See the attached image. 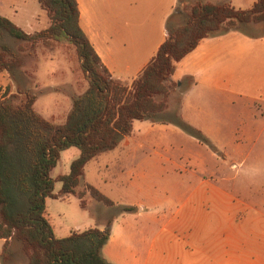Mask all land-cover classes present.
I'll use <instances>...</instances> for the list:
<instances>
[{
    "label": "crops",
    "instance_id": "1",
    "mask_svg": "<svg viewBox=\"0 0 264 264\" xmlns=\"http://www.w3.org/2000/svg\"><path fill=\"white\" fill-rule=\"evenodd\" d=\"M77 1L80 25L102 62L113 78L131 84L166 39L167 21L180 0H116L117 12L111 11L113 0ZM202 1L230 2L237 9H247L256 0ZM23 3H13L5 10V14H0L31 34L49 25V21L43 23L36 16L40 12L41 16H46L44 9L31 15L28 20L22 9L27 0ZM143 10L148 13L147 16ZM139 16L148 18V21L139 20ZM171 79L176 81L177 88L181 90L179 110L176 113L200 129L216 150L185 133L193 137L194 142L209 148L214 157L225 160L219 153L220 147L226 149L227 146L214 141L211 133H215L216 122L223 113L230 115L229 107L234 100L247 98L255 107V100L262 97L264 106V34H253L242 26L223 28L202 39L194 50L177 62ZM15 88L17 86L13 85L10 72L0 70V98L5 90L8 89L9 94H12L17 91ZM249 89L255 92L248 94ZM60 95L54 93L50 99L54 100ZM38 99L37 94L34 108L39 114L54 123L66 120L72 102L65 120L56 122L38 111ZM223 107L226 109L223 110ZM170 108L169 103L165 114H168ZM253 114L257 117L255 111ZM136 121L141 122L135 128ZM170 121L134 120L130 135L115 148L101 153L86 164L83 177L97 158L111 154L113 162L96 166V176L89 178L88 183L106 196L109 195L115 203H119V200L111 194L114 187L123 180L134 187L136 193L142 192L143 185L146 188L143 196L134 194L131 201L119 203L134 205L138 209L123 212L114 219L110 238L102 249L103 255L113 264H264V200L237 190L235 187L238 184L231 174L216 176L207 170L197 172L194 165H197L196 159L192 154L181 156L179 161L182 162L177 163L178 160L168 152H156L150 161L157 166L166 164L183 170L192 168L190 178H181L172 185L158 186L144 180L143 175L136 170L134 172L129 168L126 171L125 160L136 151V146L142 144L146 136L157 134L159 140L154 136L156 141L172 144L171 133L176 132L178 126ZM249 130L246 124L238 128L239 133H247ZM136 131L142 133L140 139L129 141ZM199 166L203 169L201 164ZM88 225L86 229L104 227L93 221ZM52 226L58 237H65L71 233L72 227L77 228L79 225L66 227L59 221L56 225L52 223ZM4 241L0 239V253Z\"/></svg>",
    "mask_w": 264,
    "mask_h": 264
},
{
    "label": "trees",
    "instance_id": "2",
    "mask_svg": "<svg viewBox=\"0 0 264 264\" xmlns=\"http://www.w3.org/2000/svg\"><path fill=\"white\" fill-rule=\"evenodd\" d=\"M50 20L35 33H27L0 14V30L11 36L32 41L53 39L75 46L88 85L72 98V107L63 123H54L35 108L37 94L18 89L0 98V239H4L2 257L8 253L9 239L21 240L28 254L27 264H113L103 255V246L111 235L114 219L103 228L90 227L58 237L46 214V198L74 194L81 199L88 191L107 205L114 201L90 183L77 191L86 164L103 152L115 148L133 129L134 120L167 122L164 118L170 80L177 62L194 50L200 41L223 28L264 22V0L252 7L237 9L230 2L195 0L184 22L174 26L167 21L168 35L156 54L130 85L112 77L79 21L77 0H38ZM9 50L7 46H2ZM13 63L0 56V70L12 72ZM161 96V98H159ZM163 96V98H162ZM173 124L212 149L216 147L197 127L179 114ZM77 147L79 155L67 173L53 178L61 152ZM61 182L55 193V182ZM121 211L133 212L134 205H120Z\"/></svg>",
    "mask_w": 264,
    "mask_h": 264
},
{
    "label": "rangeland",
    "instance_id": "3",
    "mask_svg": "<svg viewBox=\"0 0 264 264\" xmlns=\"http://www.w3.org/2000/svg\"><path fill=\"white\" fill-rule=\"evenodd\" d=\"M194 1H179L171 16V23L174 26L184 22L186 12ZM23 2L24 0H1L0 13L5 14V10L10 8L13 3L24 4ZM111 6V11L117 12L116 0H113ZM22 7L28 20L31 15L42 10L38 0H27L26 5H22ZM143 12L147 16L148 13L145 10ZM36 16L40 21L43 20V23L46 20L50 22L47 14L41 16L40 12ZM144 19L148 21V18L139 16V20L143 21ZM242 28L253 34H264V22L242 25ZM3 45L7 46L9 50L4 49ZM0 56L5 62L13 63L10 74L13 85L17 86V89L15 88L17 91L14 93L16 94L18 89H21L38 94V111L46 114L52 120H56V122L65 120V116L71 107L72 97L83 92L88 85L75 46L69 42L47 39L38 40L33 44L32 41L17 39L7 31L0 30ZM170 82L172 92L168 96L167 102L171 104V108L168 114H164L165 119H172L176 111L179 110L181 90L177 88L175 80L171 79ZM253 92L255 91L252 89L248 90V94ZM54 93H61V95L51 100L50 96ZM262 100V97H258L254 103L255 107H252L253 103L250 104L251 102H248L247 98L241 101L234 100L229 107L231 108L230 115L223 113L219 119L220 121L216 122L215 133L211 134L215 138L214 141L217 140L218 144L227 146L226 149L229 151L220 147L221 152L219 153L220 157L225 160L214 157L209 148L194 142L193 137L186 134L181 128L176 127L177 131L171 133L172 144L166 141L159 143L154 138L156 136L159 140L157 134L146 136L143 143L138 144L136 151L125 160L126 171L129 168L134 172L136 170L143 175L144 180L154 185H172L181 178H190L192 168L183 170L175 168L173 165L160 164V166H157L150 160L154 159L156 152H168L178 160L177 163H181L182 161H179L180 157L190 153L196 159L197 165H194L197 167V172L201 173L207 170L214 172L216 176L223 173H227V176L231 174L234 182L238 184L235 187L237 190L254 195L258 200H264V106ZM225 109L226 107H223V110ZM254 111L257 117L254 116ZM140 122H135V128ZM244 124L249 126L250 130L247 133H239L238 128H241ZM141 134L136 131L129 141L139 140ZM78 154L79 149L77 147L64 150L57 167L52 172L53 178H56L58 174L66 173L69 170L71 161ZM111 161L113 162L111 154L97 158L96 162L88 167L86 176L83 177L77 191L86 189L85 184L88 183L89 178L93 179L96 174V166H103ZM198 162L203 166V169L200 168ZM60 187L61 183L56 181L54 191L59 192ZM113 191L111 196L119 200V203L131 201L135 196L134 194H137L136 196L146 194L144 185L142 192L136 193L134 187H131L125 180L118 183ZM60 198L61 201L48 197L46 199V212L54 225L59 221L63 222L66 227L79 225L77 228L72 227L71 232L85 230L90 221L105 226L108 220L115 219L123 213L119 206L124 204L114 202V205H107L93 198L88 191L84 196V206L81 204V199L75 195H62ZM115 228H117V224H115ZM2 252L3 250L0 253L2 264H27L28 262V254L23 248L21 240L16 237L9 239V255L6 254L5 259L2 257Z\"/></svg>",
    "mask_w": 264,
    "mask_h": 264
}]
</instances>
